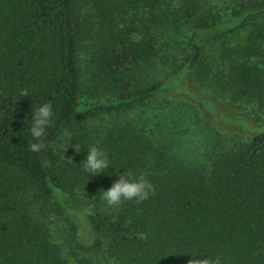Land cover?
<instances>
[{
    "label": "trees",
    "instance_id": "1",
    "mask_svg": "<svg viewBox=\"0 0 264 264\" xmlns=\"http://www.w3.org/2000/svg\"><path fill=\"white\" fill-rule=\"evenodd\" d=\"M83 1L96 20L93 88L85 85L80 59L91 28ZM177 1L193 34L202 35L179 52L171 73L192 72L232 104L263 108L264 0L209 7L204 0ZM163 3L0 0V264H72L51 223L54 215L66 217V201L79 199L89 206L93 241L78 245L84 254L73 264H188L194 252L222 264H264V122L250 140L215 141L218 149L189 160L152 139L143 123L126 119L158 97L164 78L155 65L157 37H138L133 19L122 13ZM88 88L101 97H86ZM42 102H51L54 118L45 149L34 153L27 120L32 104ZM65 130L81 144L79 154L65 150ZM97 143L111 175L88 177L79 163ZM125 169L146 173L155 192L143 202L107 208L99 190ZM104 250L107 256L95 257Z\"/></svg>",
    "mask_w": 264,
    "mask_h": 264
},
{
    "label": "rangeland",
    "instance_id": "2",
    "mask_svg": "<svg viewBox=\"0 0 264 264\" xmlns=\"http://www.w3.org/2000/svg\"><path fill=\"white\" fill-rule=\"evenodd\" d=\"M205 7L211 4H222L221 0H204ZM84 19L91 23L90 36L84 39V46L80 53L83 79L85 85L93 88L90 46L93 38V26L96 22L91 4L81 3ZM181 12L177 0H164L156 10L146 8L127 9L123 12L124 20L132 18L138 28V37L155 34L161 46L160 58H156L155 65L162 68L159 78H164L162 92L158 97L134 114L126 117L135 124L142 123L152 139L159 138L161 142L169 144V152L177 153L189 160H197L210 152L215 151V141L236 139L248 141L261 130L264 122V107L244 106L232 104L225 95L208 86L206 82L199 81L192 72L180 71L172 74V68L180 61L181 50H188L190 42L199 38L193 34V22L182 18V13L177 17L176 11ZM217 8H213V11ZM85 13V15H84ZM173 18L175 20H173ZM241 34H246L242 32ZM212 41L210 37L206 38ZM167 54L168 58L162 56ZM162 56V57H161ZM87 89V95L99 99L98 91ZM121 119V118H117ZM108 120V119H107ZM118 121V120H117ZM112 123L110 120L107 121ZM96 127L97 121L92 122ZM64 144L66 149L69 138ZM78 142H70L73 148ZM68 147V148H69ZM211 147L213 148L211 150ZM83 190V189H81ZM66 200V199H65ZM69 212L66 217L53 216L51 231L53 239L61 246L62 254L70 263H74L78 255L84 254L78 245H90L93 241L92 232L86 221L89 206L78 201H66ZM106 250L95 257L107 256Z\"/></svg>",
    "mask_w": 264,
    "mask_h": 264
},
{
    "label": "clouds",
    "instance_id": "3",
    "mask_svg": "<svg viewBox=\"0 0 264 264\" xmlns=\"http://www.w3.org/2000/svg\"><path fill=\"white\" fill-rule=\"evenodd\" d=\"M27 95L29 94L25 92L24 96ZM53 118L54 110L51 102H42L36 105L32 104L31 118L27 120V132L33 141L29 144L30 151L38 153L45 149V137L47 136L48 129L53 124ZM64 135L69 137L68 148L70 142L75 138H73L71 133H68L67 130H65ZM73 148L75 153L79 154L81 152L80 143L73 145ZM85 149L86 155L79 164H82V169L88 174V177L101 173L111 175V173L107 171L109 166L112 165L110 159L107 153L98 146V143L88 146ZM64 161L67 164H73L72 159H66L65 156ZM116 176L117 178L110 187L106 190L103 188L99 190L98 198L107 208H116L121 205L122 202L130 200H135L137 203H140L148 199L150 195H153L155 192L153 184L144 172L135 173L125 169L123 172L117 171ZM189 256L191 258L188 260V264H222L220 257H203L198 252L189 254Z\"/></svg>",
    "mask_w": 264,
    "mask_h": 264
}]
</instances>
